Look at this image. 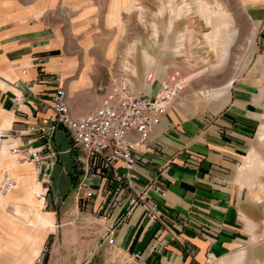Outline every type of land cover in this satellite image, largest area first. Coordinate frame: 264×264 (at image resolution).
<instances>
[{
	"label": "crops",
	"instance_id": "obj_1",
	"mask_svg": "<svg viewBox=\"0 0 264 264\" xmlns=\"http://www.w3.org/2000/svg\"><path fill=\"white\" fill-rule=\"evenodd\" d=\"M79 2L0 0V150L12 154L15 148H41L45 144L52 148L50 141L59 127L51 129V112L41 107L36 98L48 99L57 86L56 78L66 91L73 115L82 116L101 103L106 60L101 64L98 57L94 58L100 46H84L83 32L73 29V21L83 22L85 10L78 7ZM67 8L75 12L73 19L68 18ZM245 10L255 27L249 62L235 79L226 82L227 89L222 94L214 90L200 93L192 103L194 109L214 102H223V106L215 112L193 114L186 109L185 99L175 100L143 149L145 163L137 166L141 181L154 179L160 172L165 180L167 193L164 200H159V221H149L141 206L127 216L125 210L117 208L104 218L100 208L106 201L105 193L85 199L78 188L85 180L84 166L77 163L82 177L74 201L77 210L83 211L81 235L94 227L98 240L109 235L115 250L124 256L131 252L142 254L138 264L242 262L244 252H235L245 242V187L257 185L259 191H264V182L258 179L264 174V156L249 144L264 115V0H249ZM215 19L218 25L204 36L205 45L223 65L236 32L230 15L222 12ZM175 52L182 53L180 49ZM189 64L203 65L188 78L191 81L207 72L214 73L207 58L198 57ZM131 69L129 64L130 72ZM158 84L133 82L132 86L135 94L152 95ZM147 87L152 88L150 93ZM19 95L25 101L12 104L11 99ZM258 138L264 140L262 127ZM15 171L22 177L30 174L22 166ZM66 230V238H78L79 231ZM32 236H36L34 231ZM48 238L49 234H45L44 244ZM42 255L39 250L31 264L39 263ZM46 257L48 263L55 262L51 255ZM60 260L67 262L66 255Z\"/></svg>",
	"mask_w": 264,
	"mask_h": 264
},
{
	"label": "rangeland",
	"instance_id": "obj_2",
	"mask_svg": "<svg viewBox=\"0 0 264 264\" xmlns=\"http://www.w3.org/2000/svg\"><path fill=\"white\" fill-rule=\"evenodd\" d=\"M79 1L78 7H82L85 13L83 22H72L73 29L83 32L84 46H100L99 54L92 55L94 58L98 57L101 64L103 59L106 60L104 85L100 91L103 98L99 105L107 101L110 92H114V83L121 76L127 78L133 93L136 92L133 82L150 86L151 82L175 79L183 81L184 91L179 98L188 102V111L193 114L206 110L215 112L223 106V102L202 104L194 109V98L200 93L213 90L216 94H222L227 89L226 82L240 74L253 53L251 44L255 27L249 23L245 10L249 0H198L211 15L224 12L232 18L236 36L223 65L205 45L204 36L212 32V24L201 16L197 0ZM128 4L130 9L126 11ZM67 13L68 18H74L75 12L72 9L67 8ZM177 48L182 51L181 54H175ZM198 57L207 58L215 68L214 73L207 72L200 79L191 81L188 78L203 67L189 64L194 63ZM129 64L132 65L131 72L128 70ZM147 90L150 93L152 88L147 87ZM261 127L264 128V115L259 128L253 130L249 144L251 149L264 156V140L258 138ZM50 142L58 155L50 173L51 185L46 206L35 197L41 189L32 173V166L21 163L9 152L0 150V165L1 161L7 163L15 159L18 167H27L30 171L27 176L31 178V183L23 185L18 182L14 189L0 195L8 197L3 207H0V243L3 246L0 264H18L19 261L31 264L39 250L43 255L39 263L33 264H138V261L130 257V253L124 256L115 250L109 242V235L98 240L94 236V227H90L88 234L84 231L81 235L82 230L79 229L83 224L80 215L83 211L77 210L74 195L82 177L76 164H82L84 155L79 148L72 147L68 133L61 127L56 129ZM3 170L0 167V176L6 172ZM9 175L12 178L20 177L16 171ZM258 179L264 182V174ZM31 191L36 193L32 195ZM244 202L248 219L243 235L245 242L237 248L235 254L244 252L240 264H264V191H259L257 185L252 188L246 186ZM49 212H53L54 216ZM44 214L52 215L51 228H44L36 222V217ZM9 221L16 225L15 230L9 225ZM67 228L79 231L78 238L82 236L83 239L79 240L76 236L66 238L69 233ZM33 231L36 233L34 237ZM45 234H49L50 238L44 244ZM27 238L34 240L32 247L27 243ZM21 253L25 254L27 262L22 261ZM46 255H51L55 262L48 263ZM65 255L67 262H61V257Z\"/></svg>",
	"mask_w": 264,
	"mask_h": 264
},
{
	"label": "built area",
	"instance_id": "obj_3",
	"mask_svg": "<svg viewBox=\"0 0 264 264\" xmlns=\"http://www.w3.org/2000/svg\"><path fill=\"white\" fill-rule=\"evenodd\" d=\"M55 81L57 86L48 99H36L41 107L50 110L51 129L61 127L66 130L72 147L79 148L84 155L85 180L78 188L83 190L85 199L105 193L106 201L100 208L104 218L117 208L125 210L127 216L141 206L149 221H159V200H164L167 193L163 172L143 183L137 166L145 163L143 149L155 127L167 114L169 106L183 94V81L164 80L157 85L154 94L144 95L133 93L127 78L121 76L114 83L115 90L108 94L107 101L82 116L73 115L66 101V91L59 78ZM24 101L23 95L11 99L15 105ZM12 154L32 166L41 189L35 197L46 206L50 173L56 164L57 153L45 144L41 148H15ZM16 182L6 172L2 173L0 195L14 189ZM109 242L113 244L112 239ZM130 257L135 261L142 259L137 252H131Z\"/></svg>",
	"mask_w": 264,
	"mask_h": 264
},
{
	"label": "bare ground",
	"instance_id": "obj_4",
	"mask_svg": "<svg viewBox=\"0 0 264 264\" xmlns=\"http://www.w3.org/2000/svg\"><path fill=\"white\" fill-rule=\"evenodd\" d=\"M197 5H198V7H199V10H200V13H201V16H203L205 19H207V20H209L208 22L210 23V24H212V26L213 27H216V25H218L217 23H215V22H213V21H215L216 19L215 18H217L218 17V15L219 14H217V15H211L209 12H208V10L202 5V2L201 1H198L197 0ZM130 9V6H129V4H128V7L126 8V11H128ZM3 151V150H2ZM12 157H14V158H16L15 156H13L12 155ZM17 159V158H16ZM24 163V162H23ZM26 164V163H25ZM0 167L1 168H3L4 170L3 171H6V173H9L10 174V172H13V171H15L16 170V168L18 167V164L16 163V161H15V159H11V161H9V162H4V161H1V165H0ZM25 168H27V167H25ZM8 174V175H9ZM9 176H11V175H9ZM11 177H13V176H11ZM35 177V176H34ZM15 179H16V183H18V182H20L21 184H23V185H27L28 183H31L30 182V180H31V178L30 177H28L27 175L26 176H21L20 175V177L19 178H16V177H14ZM32 195L33 194H35L36 193V191H31L30 192ZM8 200V197H4V196H0V207H3V205L6 203V201ZM36 222L40 225V226H42V227H49V228H51L53 225H52V215L51 214H44V215H42V216H39L38 215V217H36ZM9 223V225H11V227L15 230L16 229V225L14 224V223H12V222H8ZM27 243L30 245V247H32L33 245L32 244H34V240L33 239H31V238H27ZM3 248V246L1 245V243H0V259L1 258H3V257H1V254H2V249ZM21 256V259H22V261L23 262H27V257L25 256V254H20ZM18 264H22L20 261L18 262Z\"/></svg>",
	"mask_w": 264,
	"mask_h": 264
}]
</instances>
